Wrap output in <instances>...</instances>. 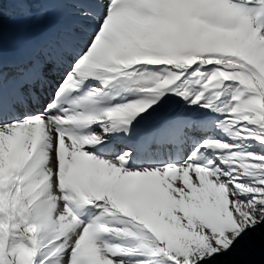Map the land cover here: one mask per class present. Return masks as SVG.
Returning a JSON list of instances; mask_svg holds the SVG:
<instances>
[{
  "label": "snow or ice",
  "instance_id": "1",
  "mask_svg": "<svg viewBox=\"0 0 264 264\" xmlns=\"http://www.w3.org/2000/svg\"><path fill=\"white\" fill-rule=\"evenodd\" d=\"M0 264H264V0H0Z\"/></svg>",
  "mask_w": 264,
  "mask_h": 264
}]
</instances>
